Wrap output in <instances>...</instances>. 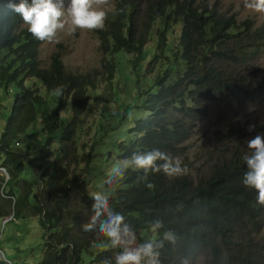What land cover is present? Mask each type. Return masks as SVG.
I'll return each instance as SVG.
<instances>
[{
  "label": "trees",
  "instance_id": "obj_1",
  "mask_svg": "<svg viewBox=\"0 0 264 264\" xmlns=\"http://www.w3.org/2000/svg\"><path fill=\"white\" fill-rule=\"evenodd\" d=\"M106 14L104 27L93 30L100 67L80 74L64 69L61 45L42 68V41L19 17L9 18L8 33H0V170L8 177L0 173V220L11 214L9 222L37 220L45 247L38 264H115L122 250L111 248L103 234L84 231L76 217L80 207L92 212L94 194L84 174L98 157L96 142L89 148L87 140L93 126L77 136L78 120L98 116L103 97L93 98L88 110L89 93L114 80L122 59L136 71L151 55L141 76L149 84L140 91L150 115L135 122L129 144L118 143L123 159L152 149L185 155V142L212 102L244 107L264 99V23L256 27L247 18L237 24L209 0H113ZM57 87L59 96L52 94ZM39 119L42 141L28 132ZM258 133L264 134V125L250 132L230 129L223 138L231 146L209 172L149 173L152 190L141 179L143 171L129 169L118 185L104 182L114 189L110 209L124 216L138 245L161 241L164 231L174 234L173 242L158 249L159 264H193L201 255L203 264H264V206L242 183L247 169L241 157L248 149L240 141ZM80 162L85 167L76 165ZM157 218L164 227L154 232L149 222Z\"/></svg>",
  "mask_w": 264,
  "mask_h": 264
},
{
  "label": "rangeland",
  "instance_id": "obj_2",
  "mask_svg": "<svg viewBox=\"0 0 264 264\" xmlns=\"http://www.w3.org/2000/svg\"><path fill=\"white\" fill-rule=\"evenodd\" d=\"M254 0H209L216 9L227 16L235 19L240 24L245 19L253 21L256 27L264 23V14L257 13L249 5ZM97 10L105 12L113 9V0H106L103 5H94ZM23 27H27L22 24ZM70 19L63 30H58L54 39L42 41L39 47V59L41 67L47 68L50 63V56L56 50L57 45L62 48V63L64 69L71 73H85L94 68L100 67L101 53L98 51V39L94 36L93 30L76 29ZM151 49V47H150ZM151 55H149V58ZM148 60L136 71L131 69L127 58L121 60L119 70L114 80L106 87H101L89 93L88 110L93 109V98L102 96V103L98 107V116L91 117L85 121V114L81 116L77 124L78 133L87 131L93 126L90 132L92 142H96L94 152L98 155L89 165V170L84 177L88 183V190L95 194L98 191L105 190L108 195L114 192V189L105 188L104 182L109 168L116 162H122L118 143L129 144L134 136L129 132L134 127L135 122L148 118L150 112L143 107L145 94L140 91L145 90L149 84L146 78H142ZM261 74L264 75V54L260 57ZM52 98V96H51ZM107 99V102L105 101ZM132 111V118H128V112ZM101 113V114H100ZM69 109L61 114L65 120L69 117ZM94 122V125H92ZM41 121L35 127H31L28 132L36 137V140L42 141L43 136L38 134ZM111 124V127H109ZM106 128H99V126ZM249 125L261 127L264 125V99L255 105L238 107L229 105L223 101L212 102L209 107L207 116L194 129L193 135L185 142L186 153L180 156L182 166L186 165L193 177L209 172L218 158L226 153L231 143L227 142L223 135L230 129L244 130L250 132ZM249 139V138H248ZM240 139L246 146L245 141ZM236 141L237 139H233ZM82 142L76 141L75 147L77 152ZM52 158V156H51ZM65 165V163H63ZM78 167H85V162L76 164ZM65 167L69 174L72 173L71 167L66 162ZM1 176H4L1 173ZM38 189V188H37ZM76 215L81 228L83 224L88 223L93 213L87 207H80ZM8 219V218H6ZM0 220V259L6 264H38L43 256L45 247L42 239V229L35 218H27L24 221L4 222ZM11 220V219H10ZM99 224L100 220L97 219ZM97 235L99 231H89ZM141 236V235H140ZM147 238V234H142ZM141 236V237H142ZM150 236V233H149ZM138 245V238L131 246ZM204 256L201 255L193 264H203ZM86 264H93L87 261ZM97 264V263H94ZM192 264V263H191Z\"/></svg>",
  "mask_w": 264,
  "mask_h": 264
},
{
  "label": "clouds",
  "instance_id": "obj_3",
  "mask_svg": "<svg viewBox=\"0 0 264 264\" xmlns=\"http://www.w3.org/2000/svg\"><path fill=\"white\" fill-rule=\"evenodd\" d=\"M106 0H0V33L7 34L8 27L5 22L9 18L19 17L27 26V31L38 41L54 39L58 30H63L70 19L76 29L99 30L104 27L107 14L103 10H97L94 5H103ZM257 13L264 14V0H254L249 5ZM52 94H62L60 87L54 88ZM132 111L128 112V118H132ZM255 125H249V131H253ZM248 151L241 159L246 165V171L242 183L246 188L254 189L257 193V204L264 206V134H256L245 141ZM129 169L143 171L141 178L145 187L154 189L155 185L148 181L149 173L163 172L166 176L186 175L189 171L186 165L182 166L179 157H173L169 153L159 149L147 152H133L130 157L122 162L114 163L108 170L105 184L108 187L118 185L125 177ZM92 217L88 223L82 225L84 231H99L108 240L110 247L121 248L115 256V264H159L160 252L158 249L164 246V241L173 242L175 237L171 231H164L163 239L159 242L148 240L139 245L131 246L135 240V231L125 222L124 216L113 212L109 207V195L105 190L96 192L91 197ZM103 217L100 223L96 220ZM152 231H158L164 227L161 219L157 218L149 222ZM96 247L95 242L92 245ZM104 264H111L104 261Z\"/></svg>",
  "mask_w": 264,
  "mask_h": 264
},
{
  "label": "water",
  "instance_id": "obj_4",
  "mask_svg": "<svg viewBox=\"0 0 264 264\" xmlns=\"http://www.w3.org/2000/svg\"><path fill=\"white\" fill-rule=\"evenodd\" d=\"M0 173H2L5 177H6V180L8 179V177H7V175H6V173H5V171L4 170H0ZM12 216H13V214H11V216L10 217H8V219H6L4 222H7V221H9L11 218H12Z\"/></svg>",
  "mask_w": 264,
  "mask_h": 264
}]
</instances>
